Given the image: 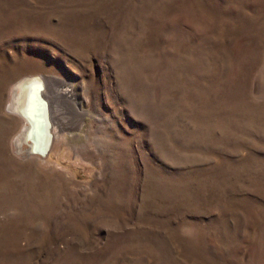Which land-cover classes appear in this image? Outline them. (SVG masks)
Listing matches in <instances>:
<instances>
[{
  "label": "rangeland",
  "instance_id": "374dc122",
  "mask_svg": "<svg viewBox=\"0 0 264 264\" xmlns=\"http://www.w3.org/2000/svg\"><path fill=\"white\" fill-rule=\"evenodd\" d=\"M0 264H264V0H0Z\"/></svg>",
  "mask_w": 264,
  "mask_h": 264
},
{
  "label": "bare ground",
  "instance_id": "6f19581e",
  "mask_svg": "<svg viewBox=\"0 0 264 264\" xmlns=\"http://www.w3.org/2000/svg\"><path fill=\"white\" fill-rule=\"evenodd\" d=\"M29 81H38L39 87L27 84ZM57 82L65 83L56 76H30L22 78L14 86L9 110L23 116L25 121L16 140L19 150L22 149L23 142L30 139L32 142H29L30 147L26 152L43 153V146L52 133H55L54 122L62 121L64 109L61 102H68L77 112L85 113L76 98L73 85L59 87Z\"/></svg>",
  "mask_w": 264,
  "mask_h": 264
},
{
  "label": "snow or ice",
  "instance_id": "6c2138e0",
  "mask_svg": "<svg viewBox=\"0 0 264 264\" xmlns=\"http://www.w3.org/2000/svg\"><path fill=\"white\" fill-rule=\"evenodd\" d=\"M27 84H30V85H32V84H34V85H36L37 87H39V82L38 81H29V82H26Z\"/></svg>",
  "mask_w": 264,
  "mask_h": 264
},
{
  "label": "water",
  "instance_id": "95a60500",
  "mask_svg": "<svg viewBox=\"0 0 264 264\" xmlns=\"http://www.w3.org/2000/svg\"><path fill=\"white\" fill-rule=\"evenodd\" d=\"M49 135H50V134H48V137H49ZM47 143H48V140L46 141V145H45V146H43V148H42V150H41L42 152H44V151H45V149H46V147H47Z\"/></svg>",
  "mask_w": 264,
  "mask_h": 264
}]
</instances>
